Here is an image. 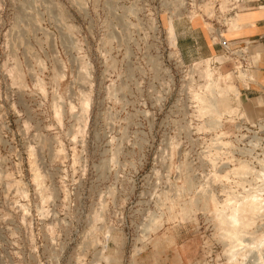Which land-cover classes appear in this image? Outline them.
Returning <instances> with one entry per match:
<instances>
[{
	"label": "rangeland",
	"instance_id": "rangeland-1",
	"mask_svg": "<svg viewBox=\"0 0 264 264\" xmlns=\"http://www.w3.org/2000/svg\"><path fill=\"white\" fill-rule=\"evenodd\" d=\"M252 1L0 0V264H264Z\"/></svg>",
	"mask_w": 264,
	"mask_h": 264
},
{
	"label": "crops",
	"instance_id": "crops-1",
	"mask_svg": "<svg viewBox=\"0 0 264 264\" xmlns=\"http://www.w3.org/2000/svg\"><path fill=\"white\" fill-rule=\"evenodd\" d=\"M242 22L241 31L238 35L233 36L230 39H226V42L231 47L237 46L241 50L249 49L253 53V56L260 57V63L258 70L264 72V0H258L255 2L252 11L245 13L241 16ZM194 33L191 44L193 48V56L189 57V61L197 60L200 57V50L202 47H206L209 56L216 55L219 51L224 49L221 43H216L214 37L205 29H200ZM177 45H181V39L177 40ZM256 58V57H255Z\"/></svg>",
	"mask_w": 264,
	"mask_h": 264
},
{
	"label": "built area",
	"instance_id": "built-area-1",
	"mask_svg": "<svg viewBox=\"0 0 264 264\" xmlns=\"http://www.w3.org/2000/svg\"><path fill=\"white\" fill-rule=\"evenodd\" d=\"M258 0H255V1H252V2H257ZM222 38V37H221ZM223 47H225V48H228V43L224 40V42L221 44ZM245 50H247V49H245Z\"/></svg>",
	"mask_w": 264,
	"mask_h": 264
},
{
	"label": "bare ground",
	"instance_id": "bare-ground-1",
	"mask_svg": "<svg viewBox=\"0 0 264 264\" xmlns=\"http://www.w3.org/2000/svg\"><path fill=\"white\" fill-rule=\"evenodd\" d=\"M253 57H257L256 54H255V56H253ZM249 207H251V206H249ZM255 210H256V209H255ZM232 216H233V214H232ZM235 216H236V215H235ZM235 216H233V217H235ZM238 217H239V216H238ZM229 219H230V218H229ZM235 220H236V219H235ZM233 222H235V221H233ZM234 224H235V223H234ZM234 224H233V225H234ZM239 224H240V223H239ZM233 225H232V226H233ZM237 226H238V225H237ZM238 228H239V227H238Z\"/></svg>",
	"mask_w": 264,
	"mask_h": 264
}]
</instances>
